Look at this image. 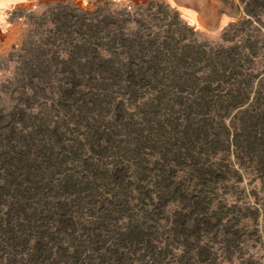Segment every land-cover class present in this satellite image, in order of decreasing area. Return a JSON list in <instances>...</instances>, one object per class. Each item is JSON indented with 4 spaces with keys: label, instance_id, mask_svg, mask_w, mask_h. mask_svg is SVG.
Here are the masks:
<instances>
[{
    "label": "rangeland",
    "instance_id": "rangeland-1",
    "mask_svg": "<svg viewBox=\"0 0 264 264\" xmlns=\"http://www.w3.org/2000/svg\"><path fill=\"white\" fill-rule=\"evenodd\" d=\"M127 3L0 31V264H264V14L239 96L240 0Z\"/></svg>",
    "mask_w": 264,
    "mask_h": 264
},
{
    "label": "trees",
    "instance_id": "trees-1",
    "mask_svg": "<svg viewBox=\"0 0 264 264\" xmlns=\"http://www.w3.org/2000/svg\"><path fill=\"white\" fill-rule=\"evenodd\" d=\"M241 3L244 6L246 17L248 16L249 19H243L234 23L229 24L223 31L222 38L223 41L227 44L226 47H224V50L227 53V63L230 65V69L228 70V75L230 81L233 80V82L230 85V91H239L242 92L241 88V82L244 80V74L243 79L239 82L237 79H235V74H238L239 71L237 70V67L239 66V61L243 65H246V63L253 61L254 58L258 57L255 55L254 47L255 42L248 41L249 35L248 34V27L250 25H253L254 20L258 23H261L262 15L264 14V0H240ZM241 32V39H239V36H233L230 34H236L237 32ZM250 93L248 92L249 98ZM243 103V102H242ZM263 137L262 135H257V138Z\"/></svg>",
    "mask_w": 264,
    "mask_h": 264
},
{
    "label": "crops",
    "instance_id": "crops-1",
    "mask_svg": "<svg viewBox=\"0 0 264 264\" xmlns=\"http://www.w3.org/2000/svg\"><path fill=\"white\" fill-rule=\"evenodd\" d=\"M69 1H81L86 4H91L93 2H98L101 0H0V31H3L4 29L7 30V25L11 24L12 17L18 10L22 7L24 8L27 6L28 8L30 6H33L35 4L42 3H57V2H69ZM105 1V0H103ZM117 2L119 4L124 3H132L134 5H138L141 3H144L149 0H108ZM184 16L188 19V21L193 25L194 23L191 21V15L190 14H184Z\"/></svg>",
    "mask_w": 264,
    "mask_h": 264
},
{
    "label": "built area",
    "instance_id": "built-area-1",
    "mask_svg": "<svg viewBox=\"0 0 264 264\" xmlns=\"http://www.w3.org/2000/svg\"><path fill=\"white\" fill-rule=\"evenodd\" d=\"M127 4H128V8L131 9V5H130V3H127Z\"/></svg>",
    "mask_w": 264,
    "mask_h": 264
}]
</instances>
